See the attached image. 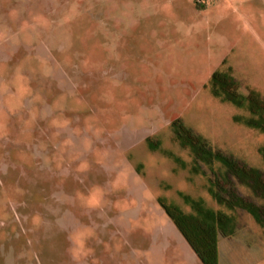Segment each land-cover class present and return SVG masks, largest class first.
<instances>
[{
	"label": "rangeland",
	"instance_id": "374dc122",
	"mask_svg": "<svg viewBox=\"0 0 264 264\" xmlns=\"http://www.w3.org/2000/svg\"><path fill=\"white\" fill-rule=\"evenodd\" d=\"M195 1L0 0V264H201L159 198L210 200L204 181L148 140L189 161L181 119L264 172V135L208 88L227 59L264 100V0ZM241 224L219 264H264Z\"/></svg>",
	"mask_w": 264,
	"mask_h": 264
},
{
	"label": "trees",
	"instance_id": "16d2710c",
	"mask_svg": "<svg viewBox=\"0 0 264 264\" xmlns=\"http://www.w3.org/2000/svg\"><path fill=\"white\" fill-rule=\"evenodd\" d=\"M195 2L201 7L198 0ZM208 88L220 102L244 111L245 114L233 117L234 123L264 135V100L253 90L248 94L239 92L227 61L213 73ZM169 130L173 142L187 153L189 161L163 150L158 140L149 139V149L172 160L176 171L188 174L189 182L202 179L210 200L178 193L181 203L166 198H159V203L201 264H219V239L236 234L242 225V214L250 216L264 235V172L215 149L181 119L174 120ZM258 154L264 162V143Z\"/></svg>",
	"mask_w": 264,
	"mask_h": 264
},
{
	"label": "crops",
	"instance_id": "0c3cea01",
	"mask_svg": "<svg viewBox=\"0 0 264 264\" xmlns=\"http://www.w3.org/2000/svg\"><path fill=\"white\" fill-rule=\"evenodd\" d=\"M224 61H227V59H225ZM222 64V63H221ZM227 64H228V61H227ZM229 65V64H228ZM230 66V65H229ZM231 68H232V70H233V77H234V79L236 80V82H238L239 83V81H240V83L242 84H245L248 88H250V89H256V92L258 91L257 89L259 88L257 85H253V82L254 81H252V80H250V81H242L241 80V78L240 77H237V75H236V70L234 69L235 68V66L234 65H231L230 66ZM248 85H251V87L250 86H248ZM240 92V91H239ZM240 93H242V92H240ZM242 94H248V92H246V93H242Z\"/></svg>",
	"mask_w": 264,
	"mask_h": 264
}]
</instances>
